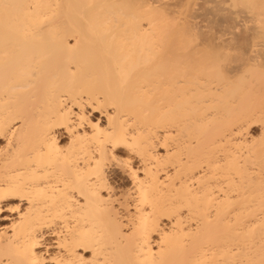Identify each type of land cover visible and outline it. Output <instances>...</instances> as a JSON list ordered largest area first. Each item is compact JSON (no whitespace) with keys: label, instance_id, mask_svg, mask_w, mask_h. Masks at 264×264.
<instances>
[{"label":"bare ground","instance_id":"6f19581e","mask_svg":"<svg viewBox=\"0 0 264 264\" xmlns=\"http://www.w3.org/2000/svg\"><path fill=\"white\" fill-rule=\"evenodd\" d=\"M132 1L0 0V264H264V15Z\"/></svg>","mask_w":264,"mask_h":264},{"label":"rangeland","instance_id":"374dc122","mask_svg":"<svg viewBox=\"0 0 264 264\" xmlns=\"http://www.w3.org/2000/svg\"><path fill=\"white\" fill-rule=\"evenodd\" d=\"M123 1V0H122ZM125 1H127V0H125ZM130 1V0H129ZM132 1V0H131ZM153 1V2H152ZM158 0H151V2H152V4L149 2V5H151L150 7H152V8H154L153 10L154 11H158L157 13L159 14V15H161V20H163V19H165L166 21H167V23H166V21L164 20V23H163V21H161V23H162V25L164 26L163 27V31H162V33L163 32H166V31H168V32H166L167 34L165 35V34H161V35H163V37L165 38V39H167V38H170L172 35L171 34H174V35H177V32H178V34L180 33V32H183V34L181 33V34H179L180 36V38H181V35H184V37L186 36L185 34V32H184V30H186L185 29V27L183 26V29L184 30H181L182 28H180V30L179 29H177V27L179 28V25H181L186 19V17L188 18V17H190L191 16V14L193 15V16H199V14H201L203 11H204V13L206 12V13H212V10H213V8H215V7H213V6H216V8L213 10L214 12L215 11H217V10H220V11H217L216 13L218 14V15H220V13L221 14H224V13H226L227 11H228V13L229 12H234V11H240V12H242V14L245 16V24H243V25H241L242 26V28L241 29H239V31L241 30V32H243L244 31V26H246L245 27V30L246 31H248L249 29H247V28H251L252 27V24L253 23H256V21L258 20L259 22H261L262 20H263V18H264V7H262V6H264V0H159L158 2H157ZM132 2H134V4H135V2H137V4H136V6L140 3V1L138 2V0H133ZM143 1H141V4H139V5H145V4H143L142 3ZM252 3V4H251ZM155 4V5H154ZM245 4V5H244ZM138 5V6H139ZM248 5V6H247ZM153 6H155V7H153ZM156 6H158L159 7V9H160V7H161V9H160V11L158 10V7H156ZM202 8H201V7ZM149 6L147 7V8H150ZM198 7L200 8V10L198 9ZM209 7V8H208ZM210 7H213V8H211L210 9ZM218 7V8H217ZM207 8V9H206ZM260 8V9H259ZM196 9H197V11H196ZM202 9H203V11H202ZM258 9H259V11H258ZM150 10H151V8H150ZM165 10H168V11H165ZM211 10V11H210ZM195 11V12H194ZM200 11H202L201 13H200ZM223 11V12H222ZM256 11H257V13H256ZM168 12H170V13H168ZM197 12V13H196ZM196 13V14H195ZM215 13V14H216ZM169 14H171V15H169ZM195 14V15H194ZM198 14V15H197ZM216 14V15H217ZM256 14V15H255ZM259 14H262V15H259ZM163 15V16H162ZM173 15V16H172ZM217 15V16H218ZM259 15V16H258ZM167 16H169V18H170V20L171 21H169L168 19V17ZM174 17V20H172L171 19V17ZM203 16V15H202ZM254 16H256V17H254ZM263 16V18H261V17ZM208 17L209 18H205L207 21V23H209V24H207L206 22H202V24H207V30H208V28H210L211 26H213V27H211L210 29H215V30H219V29H221V28H219V26L217 27V25H218V23L217 22H213L210 18H212V16L211 15H208ZM257 17H260L259 19H257ZM192 18V16L190 17V18H188L187 20H189V19H191ZM199 19L200 18H202L203 19V21L205 20L203 17H198ZM215 18H216V16H215ZM256 18V19H255ZM175 19H176V21H175ZM182 19H183V22L181 23V21H182ZM198 19V20H199ZM254 19V20H253ZM262 19V20H261ZM211 22H210V21ZM243 21V22H244ZM263 23H262V26H263V24H264V20L262 21ZM172 23H174L175 25H177V27L176 26H174L175 28H172L171 26H172ZM179 23V24H178ZM212 23V24H211ZM252 23V24H251ZM169 24H171V26H167V25H169ZM210 25V26H209ZM215 25V26H214ZM165 26L167 27V28H169L170 30H173V32L175 31V29H177L176 31V33L174 32V33H171L172 31H169V29L167 30V28H165ZM240 26V27H241ZM162 27V26H161ZM171 27V28H170ZM216 27V28H215ZM253 27H254V24H253ZM218 28V29H217ZM162 29V28H161ZM166 29V30H165ZM209 29V30H210ZM165 30V31H164ZM179 30V31H178ZM261 30H262V32H261ZM259 31V32H258ZM257 32L258 33H260V36H256V34H258L257 32H255V33H253L252 35H253V37L254 36H256L257 37V39H256V37H254V39H250V40H252V42L251 43H249V46H250V44H252L253 45V42H254V45H256V48H254V49H257V46H258V50H259V47L261 48V50H264V27H262L260 30H258ZM238 32V31H237ZM237 32H236V34H237ZM189 33H187V36H189L188 35ZM230 34V35H229ZM233 33H226V38H230V37H233V35H232ZM165 35V36H164ZM170 35V36H169ZM229 35V36H228ZM232 35V36H231ZM259 35V34H258ZM169 36V37H168ZM178 36V35H177ZM176 36V37H177ZM191 36V39H193V35H190ZM190 36H189V38H190ZM234 36H236L235 35V32H234ZM163 37L161 36V38L163 39ZM173 37V36H172ZM175 37V38H176ZM174 38V39H175ZM178 38V37H177ZM202 38V37H201ZM263 38V39H262ZM173 39V38H172ZM256 39V40H255ZM168 40H170V39H168ZM163 41V42H162ZM161 41V43H164L165 41L164 40H162ZM167 41V40H166ZM181 41V40H180ZM185 41H186V39H185ZM184 41V42H185ZM187 41H188V38H187ZM174 42V41H173ZM179 41H177V43H178ZM261 45H259L258 43ZM168 41L165 43V44H167V46H168ZM170 43H172L171 41H170ZM164 45V44H163ZM171 45V44H170ZM169 45V46H170ZM174 45H176V44H174ZM167 47L166 49L168 50V48H170V47ZM172 46H173V43H172ZM255 47V46H254ZM161 48H162V46H161ZM263 48V49H262ZM163 49V48H162ZM174 49V48H173ZM210 50V49H209ZM214 49H212V51H213ZM236 50V49H235ZM242 50H245V48L244 49H239V50H236V51H234V50H228V51H224L223 53H225L226 55H225V58L226 59H224V57L222 56V51H218L219 53L221 52L222 54H219L218 55V52L217 51H214V52H212L211 50V52L214 54V55H212V56H215V55H217V56H219V57H216V58H219L220 59V57H222V60H224V63H223V61L221 62V64L222 65H224V66H226L227 64H228V66H226V67H230L231 65H236L238 62L239 63H241V61L240 60H242L241 59V57H240V55L237 53V51H239V53H240V51H241V53H243L242 52ZM162 51V50H161ZM172 51V50H171ZM210 52V53H211ZM234 52H236L238 55H239V57H240V60H239V57L237 56V54L236 53H234ZM211 53V54H212ZM232 53V54H231ZM240 53V54H241ZM221 55V56H220ZM242 55V54H241ZM228 58H227V57ZM236 57H238V58H236ZM236 58V59H235ZM226 61H228L229 63H230V66H229V63L228 62H226ZM237 61V63L235 64V62ZM234 63V64H233ZM238 63V64H239ZM237 64V65H238ZM253 130H256L257 131V129L255 128V129H253ZM255 131V132H256Z\"/></svg>","mask_w":264,"mask_h":264}]
</instances>
